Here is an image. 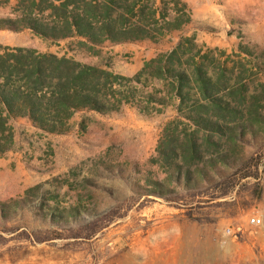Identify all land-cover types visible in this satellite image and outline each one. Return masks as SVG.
Instances as JSON below:
<instances>
[{
    "label": "rangeland",
    "instance_id": "1",
    "mask_svg": "<svg viewBox=\"0 0 264 264\" xmlns=\"http://www.w3.org/2000/svg\"><path fill=\"white\" fill-rule=\"evenodd\" d=\"M182 2L188 25L124 52L105 42L91 54L79 47L81 38L52 42L14 25L0 30L2 47L125 77L181 43L188 107L208 105L194 68L227 107L222 115L186 107L179 114L174 98L148 116L131 106L106 115L82 111L65 135L11 119L13 144L0 155L10 160L8 177L0 178V264H123L131 251L146 264H264V0ZM28 6L8 0L0 19L16 22ZM33 10L38 18L49 13ZM187 37L194 38L190 51ZM148 83L147 91L171 90L168 81ZM205 122H217L222 133ZM191 147L199 157H190ZM250 218L261 224L248 225Z\"/></svg>",
    "mask_w": 264,
    "mask_h": 264
},
{
    "label": "trees",
    "instance_id": "2",
    "mask_svg": "<svg viewBox=\"0 0 264 264\" xmlns=\"http://www.w3.org/2000/svg\"><path fill=\"white\" fill-rule=\"evenodd\" d=\"M27 1L28 10L16 22L0 19V30L14 25V31L29 29L52 42L81 38L79 47L91 54H96L94 47L105 42L117 45L148 40L156 43L191 21L187 4L182 0H160V6H156L155 0ZM7 2L0 0V7ZM34 8L37 14L49 13L46 18L33 17ZM184 40L190 51L195 46L194 38ZM181 47L178 43L170 52L146 62L132 77H125L71 58L0 45V155L11 150L13 144L12 128L8 125L11 119H26L43 133L64 135L69 132V120L78 112L106 115L131 106L139 114L148 116L161 113L174 98L178 100L179 114L186 107L188 110L209 108L216 115H222L226 105L211 94L206 78L197 68L192 71L194 83L208 105L188 107L191 79L181 70L182 57L186 54ZM152 66L155 70L149 71ZM149 80L168 81L171 90L166 94L155 88L147 91ZM185 118L199 123L193 115ZM204 127L221 132L217 122H207ZM190 157H199L194 147Z\"/></svg>",
    "mask_w": 264,
    "mask_h": 264
},
{
    "label": "crops",
    "instance_id": "3",
    "mask_svg": "<svg viewBox=\"0 0 264 264\" xmlns=\"http://www.w3.org/2000/svg\"><path fill=\"white\" fill-rule=\"evenodd\" d=\"M133 44H137V43H123V44H109L111 47H124L121 48L120 51H126L127 47L129 46H135ZM129 49V48H128ZM26 120V119H25ZM31 125V124H30ZM32 126V125H31ZM33 127V126H32ZM34 128V127H33ZM36 129V128H35ZM38 130V129H37ZM50 135V134H49ZM65 135V134H64ZM9 163L10 160H4V159H0V178L4 177V179L6 180V178L8 177V167H9Z\"/></svg>",
    "mask_w": 264,
    "mask_h": 264
},
{
    "label": "bare ground",
    "instance_id": "4",
    "mask_svg": "<svg viewBox=\"0 0 264 264\" xmlns=\"http://www.w3.org/2000/svg\"><path fill=\"white\" fill-rule=\"evenodd\" d=\"M123 264H146L145 258L140 253L130 252L125 254Z\"/></svg>",
    "mask_w": 264,
    "mask_h": 264
},
{
    "label": "built area",
    "instance_id": "5",
    "mask_svg": "<svg viewBox=\"0 0 264 264\" xmlns=\"http://www.w3.org/2000/svg\"><path fill=\"white\" fill-rule=\"evenodd\" d=\"M260 224H261V220L260 219L250 218L248 220V225H251V226H259ZM225 231H226V234H231L232 233L231 232L232 231V228H227Z\"/></svg>",
    "mask_w": 264,
    "mask_h": 264
}]
</instances>
